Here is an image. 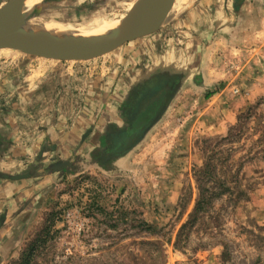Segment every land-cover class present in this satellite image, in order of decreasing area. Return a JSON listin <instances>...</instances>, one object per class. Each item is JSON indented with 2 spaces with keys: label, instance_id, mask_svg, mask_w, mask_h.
I'll use <instances>...</instances> for the list:
<instances>
[{
  "label": "rangeland",
  "instance_id": "obj_1",
  "mask_svg": "<svg viewBox=\"0 0 264 264\" xmlns=\"http://www.w3.org/2000/svg\"><path fill=\"white\" fill-rule=\"evenodd\" d=\"M131 1L94 0L78 14L77 0L49 1L34 18L104 16L119 25ZM176 1L162 28L94 57L0 48V73L41 71L50 81L72 70L84 86L78 152L60 173L20 184L16 215L0 224V264H264V47L202 21L206 0L173 9ZM145 65L176 81L173 94L147 114L138 103L130 140L123 118L122 132L109 128L113 147L102 146L94 131ZM90 131L94 143L84 144ZM200 185L207 202L193 217Z\"/></svg>",
  "mask_w": 264,
  "mask_h": 264
},
{
  "label": "crops",
  "instance_id": "obj_2",
  "mask_svg": "<svg viewBox=\"0 0 264 264\" xmlns=\"http://www.w3.org/2000/svg\"><path fill=\"white\" fill-rule=\"evenodd\" d=\"M49 1H54L56 4L60 2V0H42L43 4L39 11L37 9L39 14L45 11ZM77 1L79 4L73 8L75 12L71 10L75 14L82 9H88L94 2V0ZM252 13H254V20L249 19ZM201 15L202 21L208 19L209 23L213 24L214 30L216 29L220 34L223 35L232 27L233 33L238 32L239 37L241 33L249 35L250 47L254 49L264 47V44L256 43L264 42V25L262 26L264 0H206L201 6ZM257 16L260 19L258 25ZM236 37L235 40H237ZM159 61L163 63L162 66H166L167 62L163 57ZM153 68H156L155 65H149V67L145 65L140 73L136 71L138 74L136 78L131 76L134 72L129 73L132 85L136 87L131 93L130 90L126 93L121 91L122 98L119 101L115 98L116 102L114 101L112 105L116 110L113 116L108 122L102 123L101 127L96 126L99 127V131H94L95 135L100 136L102 146L113 147L114 145L115 137L113 139L109 128L120 126L122 132L123 118L127 122L128 113L134 109L133 90L148 85L156 87V84L164 83L163 78L166 74L160 73L158 77L159 74L156 73V69L153 71ZM13 71L0 73V80L10 76L5 79L6 83L0 81V224L2 221H11V217L16 215L18 192L25 191L21 183L27 184L26 182H30L32 178H38L39 174L42 176L44 173L45 175L52 172L60 173L62 169L67 168L66 166L62 169L56 167L60 161H67L71 166L72 158L78 152L77 147L82 143L80 139L75 138L74 134L78 132L77 123L82 120L80 98L84 86H82L81 77L72 70L66 74L60 71L59 75L55 74L58 76L55 80L48 81L41 71L40 73H31L27 70ZM96 80L93 78L92 84H96ZM129 83L128 80L126 86H129ZM106 84L108 81L101 87L107 88ZM175 85L176 81L173 82L169 96L173 94ZM158 89L160 87H157ZM105 91L106 89L104 90L106 94ZM104 112L106 113L103 111L102 116H105ZM88 133L86 140L83 138L84 144L94 141L91 139L93 132ZM94 145L96 147L99 144L95 142ZM21 174L25 175L16 178Z\"/></svg>",
  "mask_w": 264,
  "mask_h": 264
},
{
  "label": "water",
  "instance_id": "obj_3",
  "mask_svg": "<svg viewBox=\"0 0 264 264\" xmlns=\"http://www.w3.org/2000/svg\"><path fill=\"white\" fill-rule=\"evenodd\" d=\"M174 1L141 0L136 13H129L119 25L106 32L71 38L29 32L32 18L38 11L30 0H10L0 11V48L15 47L60 59L94 57L162 28ZM68 164L60 161L56 167L62 169Z\"/></svg>",
  "mask_w": 264,
  "mask_h": 264
},
{
  "label": "bare ground",
  "instance_id": "obj_4",
  "mask_svg": "<svg viewBox=\"0 0 264 264\" xmlns=\"http://www.w3.org/2000/svg\"><path fill=\"white\" fill-rule=\"evenodd\" d=\"M41 0H30V4L35 6ZM141 0L131 1L129 10L131 14H135ZM178 5V0L174 4V8ZM108 13V12H107ZM115 18L104 16H93L87 20H39L32 18L29 32L41 33L47 36L75 37L87 34H95L106 32L107 30L117 26Z\"/></svg>",
  "mask_w": 264,
  "mask_h": 264
},
{
  "label": "flooded vegetation",
  "instance_id": "obj_5",
  "mask_svg": "<svg viewBox=\"0 0 264 264\" xmlns=\"http://www.w3.org/2000/svg\"><path fill=\"white\" fill-rule=\"evenodd\" d=\"M159 76L160 75H158V77ZM160 78H162V77H160ZM163 79H164V83H162L161 85L156 84V87L155 86L148 85L146 87L144 86V87H140L139 89H137V91H135V93H134V94H137V93L138 94L133 99V102L135 103L133 105V107L134 108H137L138 103L140 105L144 101L145 106L143 108H141V109H144L145 108L146 111H144V112H146V114L149 113V112H151V111H154L155 110V106L157 107V105L161 102L162 96H164L166 94L168 95L169 92H170V90L172 89V86H173V82L174 81H171V78H163ZM169 79H170V81H169ZM157 87H160V89L157 90ZM146 99L148 100V102H145ZM133 119H136L135 116H134ZM133 119L128 118V122H129L128 123V127H127L128 128L127 129L128 130L127 131L128 134L126 136L127 138L125 139V141L130 140L131 136L133 135V131L134 130H132V125H134L135 127H137V124L136 123L138 121L133 122ZM139 121H140V119H139ZM129 126L131 127V130H130V127ZM116 137H118V136H116ZM122 140L123 139H120V142Z\"/></svg>",
  "mask_w": 264,
  "mask_h": 264
},
{
  "label": "trees",
  "instance_id": "obj_6",
  "mask_svg": "<svg viewBox=\"0 0 264 264\" xmlns=\"http://www.w3.org/2000/svg\"><path fill=\"white\" fill-rule=\"evenodd\" d=\"M136 107V106H135ZM137 111V108H134L132 109L129 113H128V117L130 119H133V115L134 113H136ZM206 169V170H205ZM208 173V170L207 168H204V170H202V172H200V175H206ZM201 178H199L200 180ZM200 191H199V198H198V201H197V204L195 206V209H194V212L192 214L193 217H196L197 213L204 207V205L206 204L207 202V197L205 194V187L203 185H200L199 187ZM147 228H151L150 225H146Z\"/></svg>",
  "mask_w": 264,
  "mask_h": 264
}]
</instances>
